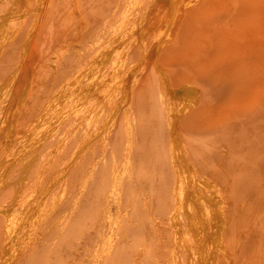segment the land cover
<instances>
[{"label":"rangeland","instance_id":"rangeland-1","mask_svg":"<svg viewBox=\"0 0 264 264\" xmlns=\"http://www.w3.org/2000/svg\"><path fill=\"white\" fill-rule=\"evenodd\" d=\"M170 1L0 0V20L2 16L11 11V14L9 13L11 19L8 16V21L5 19L6 22L3 20L0 23V43H2L0 44V79H2L5 88L0 93V164L5 161V166L2 164V169L0 165V170H3L4 173H1L4 176H8V180L14 178V181L8 183L5 188H2V190L4 189V195L6 190L10 191L12 187V191L14 190L19 179L15 175V172L19 169V162H17L18 166L16 162L9 163L11 160L14 161L12 152L18 149L20 141L24 139L25 132L30 129L35 123L36 118L43 111V104L49 97L51 91H54L59 85L63 84L67 78H71L75 74L80 73L81 71H78V69L83 70L84 68L82 69V67L88 65V60L91 59V56L93 57L98 50L109 46L114 41H118L117 44H119V47L115 45V48H119L126 69L124 72L122 69L118 71L117 78L112 83V86L116 90L128 88L129 98L126 110L112 130L111 135L107 139L106 146L99 145V142H96L95 138H91V141L86 144V146H93L94 149L87 146L88 148L86 149L91 148L90 152L86 150L85 156L82 157L83 160H80L81 162H79L77 167L72 168L73 171L70 170L67 195L64 198L65 201H63L64 199L62 200L64 205L61 202L62 205H59V212L57 211L50 219L48 218L42 224L43 226L41 225L42 228L39 226V232L37 231L38 235L36 234L32 238L29 248L26 249V255L22 254L23 257H20L21 259L16 264H38L37 262L39 264H52L50 260H48L49 262L43 260L52 259L53 256L49 255L51 254L50 251L49 253L46 252L50 248L52 249V255L55 254L52 259L53 264H59L58 262L61 260L60 264L62 262L63 264H94L95 257L93 260L92 256L93 254L95 256L93 249H95L96 243L94 244V242L100 239L103 228L99 222L97 223L98 211H94L95 214L92 213L93 216H97L93 217L91 215L93 211L91 210L90 212L89 206L91 201L96 197L97 190L94 187L96 185L98 186L99 181L106 172H111L110 169V171H106V168H110V162L108 163L107 161L109 165H106V158L99 157L100 160H98V155L102 151L109 154L117 148L123 131L122 129L125 128L129 121L135 123V125H140L139 127L136 125V150L141 152V154L139 156V153L135 151V155L139 157L142 154L143 156H147L141 158L135 156L136 162L134 170L132 169L134 176H132V173H129L131 175L130 179H128V176L125 179L124 192L125 188L126 190L131 189L132 191L130 192L129 190L124 193V196L127 197L124 200L127 212L120 217L122 224L126 221L129 222V225L127 227L125 225L123 228L125 232L127 230L125 238L123 237L124 239L122 238V240L120 237L121 242L118 240V244L113 250L115 254L112 252L113 254L107 258V261L102 260L104 262L101 261L100 264H109L111 262L110 260L114 257L115 259H112L111 262L114 264L119 259L118 264H126L127 262V264L130 262L132 264L133 261V264H170V255L175 253V248L170 243V229H168L169 226L165 224L164 220L166 217L165 212L172 204V198L170 197L172 191L169 189L170 187L168 188L164 185V183H169V186L172 185V172L168 171L171 167L170 169L168 167L170 165L168 164L170 162L167 141L169 128L167 125L165 104L171 99L176 101L179 98L181 86L174 88L168 83H175V80L182 76L191 84L196 97L191 104L190 110L181 117L180 126L181 133L183 132L182 136L187 142L189 150H192L191 147L194 146L193 152L191 151L193 154L192 157L196 163L198 162L197 165L200 164L198 165V169L200 172L202 170L201 175L204 176L203 178L213 184L214 191H219L226 198L227 202L228 214L223 243L225 253H221L219 262L222 264H264V0H173L176 1L175 4L169 5ZM189 1L194 2L188 4ZM13 10L15 12H12ZM12 17H15L14 20ZM6 26L9 27V31ZM15 28L17 31L16 34H13L6 43L4 41L5 35H11L15 31L13 30ZM5 31L7 33L4 35ZM142 48L147 49V57L141 68V65L135 62V60ZM137 68H141V70L139 69L137 71ZM175 90L178 94L173 92ZM161 106L162 112L160 111ZM159 112L160 114L162 113L161 116H157ZM156 117L160 118L157 119ZM156 119L158 126L156 125ZM62 123H65V126L61 124V127L57 128V132L58 129L59 132L51 133L52 136H48L47 142H44V146L47 145V148H43L42 156L44 155V150L47 151L48 149L44 156L47 155L46 157L50 158V154L56 150L57 145L59 146V142L61 141L60 137L70 132V128L74 126L72 125L71 127L70 124H76L78 121L72 118L70 120L65 119ZM53 125H56V123H52L50 130L55 128L54 126L52 129ZM164 125L166 128H164ZM153 127L156 128V131L153 130ZM189 127L192 130H189ZM140 129L142 130L141 132ZM158 131L162 132L161 134L165 131V133L167 132L166 135H168L165 136L164 133L161 136ZM83 135L85 137L84 126H81L77 135L73 134L69 136L68 142L70 144L67 143V149L64 153L67 154L70 151L68 153L70 154L72 149L74 150L81 144L79 142L83 141ZM163 139L164 141H160ZM71 140L75 146H73ZM152 141H155L157 148ZM162 142L166 145L161 144ZM49 147L53 151H50ZM70 147L71 149H69ZM165 150L168 151L167 155ZM6 155H10V158L8 159ZM148 155L151 156L150 159H148ZM162 155L164 156L162 157ZM94 156H96L95 159ZM92 159L94 160L93 163L99 161L101 166L98 164L99 173L96 175V179L87 194L90 198L86 197L83 201L84 203L80 204L82 205L81 208L79 206L78 209L73 210L71 216L69 214L73 209L71 204H73V198L79 186L78 181L83 175L82 173H85L92 167ZM143 159L146 160L143 162ZM48 161L50 162V159ZM165 161L166 165H162ZM11 164L14 170L10 167L12 166ZM59 164L61 162L52 164L53 166L51 165L50 167L59 170V166H61ZM137 164L139 166L140 164L142 165L140 166L142 167L140 170ZM144 164L147 167L144 169V172L147 170L146 172L149 177L145 176L146 172H142ZM151 164L153 168L150 167L152 166ZM86 166H89L88 169H85L87 168ZM103 166L102 171L100 168ZM154 168L156 171H154ZM41 169L42 165L33 170L34 172L30 177V181H33V178L40 174ZM9 171L11 173L14 172L12 173V177ZM135 171L139 173L137 174ZM109 173L107 176H109ZM135 176L141 178L139 179V177L136 178ZM163 176L164 178H161ZM51 177L48 182L52 180ZM133 177H135V180H133ZM144 177L146 179L148 178V181ZM137 179H142L143 184H138L141 181L138 182ZM149 179L152 181L150 182ZM135 185L139 191L143 192V197L142 195L139 196L141 192L138 191V195L135 192L137 196L133 194ZM129 186H132L134 189L131 187L128 189ZM140 186H142L141 190ZM21 187L23 190H27V187ZM59 188L60 184L52 185V192L56 191V194L59 193ZM158 188L162 189L159 190ZM68 193L74 196H70L72 197L70 198V194ZM145 193L146 195H144ZM132 195L133 197L136 196V199L139 196L137 201L133 200ZM157 195L161 198L159 197L158 199ZM146 196L147 198L145 199L144 197ZM169 197L170 199H168ZM88 200L90 201L88 202ZM130 200L132 203L136 202L137 204H129L131 202ZM151 201L153 202L149 203ZM138 202H141L140 204L143 205L141 206ZM67 204L70 205H68L69 208ZM132 205L136 207L134 212L132 211L133 207L131 208ZM157 207L160 209L157 210ZM82 208L84 211L87 210V212H82ZM143 208L144 210L146 209V216L145 214L143 215L145 211L143 210V213L141 211ZM67 210L69 211L67 212ZM150 210L154 212L152 213ZM160 210L163 212L164 218L162 212L160 214ZM128 211H131V214L135 213V216L131 215ZM147 211L153 217L150 214L148 215ZM81 213L83 217H81ZM86 213L90 214L86 215ZM138 213L142 215L140 216ZM159 214L161 216H159L160 218L157 217ZM130 215L132 219H130ZM88 216L92 221L88 219ZM58 217L60 222L58 221ZM64 217L66 218L64 219ZM76 217L81 219V223H79L80 221ZM123 217L133 222L128 219H123L125 221H122ZM69 218H74L72 220L73 222ZM136 218H138V222ZM61 219H63L62 223ZM161 219L164 220L162 223L159 221ZM145 220H148V222ZM134 221L136 222V226ZM91 222L96 226L90 225ZM63 223H67V225ZM122 224L121 226L123 227ZM1 225L3 226V221H0V244L4 236L2 235L4 234V228ZM68 225L72 226V229ZM88 225L90 227L93 226V228H90ZM163 225L167 227V230H165ZM83 226L85 229L88 227L87 231L84 229L86 233L81 229ZM155 226L157 228H154ZM137 227H140L141 230L137 229ZM52 228L53 230H50ZM69 231L72 233L74 231L73 234H76L73 235ZM45 233L48 234L45 235ZM79 233L86 235H81L80 238H76L75 236L78 237ZM97 233L100 236L96 238ZM64 234H68L66 236L69 237L64 236ZM42 235L44 238H47V241ZM93 237L96 239L94 240ZM132 237L134 238L132 239ZM41 238L45 240V243L44 240L41 241ZM65 238H69L70 241L69 239L67 241ZM178 240H189L190 244L192 242L187 234L180 236ZM36 241H38V244ZM80 241L82 243L81 245L78 244ZM124 241L125 244L120 245L121 248L123 246L121 251L119 244H122ZM91 242L93 243L90 245ZM40 243L41 245L47 244L48 249L44 248L46 246H42L43 248H41ZM67 243L69 247L71 243L70 248L67 246ZM51 244L56 245L54 247L55 252ZM73 244L77 248H74L75 246ZM65 245L67 246L66 249ZM34 249L38 252L34 253ZM57 249L63 253L58 252ZM27 250H29L28 253ZM30 251H33V255H31L32 253ZM118 251L121 253L119 258ZM138 252L140 254L142 253L141 257ZM180 252L183 261H185L188 255L184 254L182 248ZM127 253L131 255L128 258L126 257ZM90 254L91 256H88ZM45 255L46 258L44 257ZM122 256L124 257L122 258ZM85 258L88 262L84 261L86 260ZM221 258L224 260H221ZM40 260L43 262H40Z\"/></svg>","mask_w":264,"mask_h":264},{"label":"bare ground","instance_id":"bare-ground-1","mask_svg":"<svg viewBox=\"0 0 264 264\" xmlns=\"http://www.w3.org/2000/svg\"><path fill=\"white\" fill-rule=\"evenodd\" d=\"M175 2L176 1L171 0L169 2V5H174ZM193 2L194 1H191V2L189 1L188 4L193 3ZM12 12H15V11L13 10ZM9 13L11 14V11L8 12L6 15L2 16L0 23H2L3 20L5 21V19L7 20ZM9 18H10V16H9ZM14 18L15 17H12L13 20H14ZM10 22H11V20H10ZM6 27L8 28V31H9V27L8 26H6ZM13 27H15V26H13ZM13 30H15V31H13ZM13 30H12L13 32L11 35L8 33L10 36L5 35L7 32L6 31L4 32V35H5L4 41L6 43L8 42L7 40H9L13 34H16V32H17L16 28ZM1 40L3 41V39H1ZM5 42H3V43H5ZM117 43H118V41H114L109 46H105V47L101 48L100 50H98V52L93 57L91 56L92 60L91 59L88 60L87 66L83 65L84 67H82L80 65L82 67V69L84 68L83 70L78 69V71H81L80 73H77V74L74 73L75 75L73 77L67 78L63 84L59 85V87L56 88L54 91L53 90L51 91V93L49 94V97L45 100V102L43 104V108H42L43 111L36 118L35 123L30 127V129L27 132H25L23 141L21 140L20 146L19 145H18L19 147L17 146L18 149L12 152V154L14 156L13 157L14 161L11 160L9 162L7 160L9 163H15L16 162V165L18 164L17 162H19V166L17 165L19 169L17 168L18 170H17V172H15L16 173L15 175L19 179L17 181L18 184L16 183L17 185L14 188V190L12 191L13 187L11 188L10 191L6 190L5 195H4V189L2 190V188H5L8 185V183L14 181V178L11 180L10 179L8 180V176H4V174L1 173V172H3V170L2 171L0 170V190H2L0 192V221H3V226L2 225L1 226L4 228V234H2L4 236H3V240L0 244V264H16V263H18L19 259H21L23 257L22 254L26 255L25 254L26 249L29 248V245L32 242L31 241L32 238H34L35 235L37 234L39 226L44 224L48 218L50 219V217L52 215H54L59 210V207H60L59 205L61 204L62 200L66 197L67 191H68L67 188H68L69 175L71 173L70 170L73 171L72 168L73 167L75 168V166L77 167L79 162H81L83 160L82 157L85 156L84 155L85 152H87L88 150L90 152L91 148L94 149L93 146L91 147L89 145H87V146H89L91 148L86 149V148H88L86 146V144H88V142L91 141V138H95L96 142H99V145H101V146L105 145L106 146L107 139L111 135V132L114 129V127L117 125L120 117L122 116V114L126 110V106H127L128 101H129L128 88L116 90L115 87L112 86V83L117 78L118 71L120 69H122L124 72L126 69L124 67L125 62H124L123 57L121 56V52L119 51V48H115V45H117V46L119 45ZM0 44H2V43H0ZM0 48H1V46H0ZM146 57H147V49L142 48V50H141L140 54L138 55V57L136 58L135 62H138L139 65H141L140 67L142 68V66L144 65V60H146ZM80 66H79V68H81ZM141 68H139V69L141 70ZM139 69L137 68V71H139ZM137 71L135 70V72H137ZM168 84L170 86H173L174 88L181 86L179 98L176 101L174 99H171V100H169V102L167 104H165V109H166V114H167V125L169 128V136H168L167 141H168V149H169L168 150L169 151L168 157H169L170 163H168V161H167V163L170 164V165H168L169 169L171 167V169L168 171L172 172V180H171L172 185L169 186L168 185L169 183L168 184L164 183V185H166L168 188L170 187L169 189H171V191H172V193L170 192L171 193L170 197L172 198V201L171 200L170 201L172 204L170 205L169 208L166 207L167 208V210L165 212L166 217L164 220H165V224L167 226H169L168 229H170V232H169L170 236H171V238L169 239L170 243H172L174 245V248H175V253L170 255L171 258L169 260V263L170 264H219V263L222 264L219 261H220L221 253L222 252L225 253V248H224L223 243H224V236H225L224 231L226 230V221H227L226 219H227V214H228L226 198L224 196H222L219 191L215 192L214 191V185L211 184L205 178H203L204 176L201 175L202 170L200 172V170L198 169V167H199L198 165H200V164L197 165L198 162L196 163L194 158L192 157V155H193L192 150H193L194 146L191 147L192 150H189V146L182 136L183 132L181 133V126H180L181 117H183L184 114L190 110L191 104L196 97H195V94L193 92V88H192L191 84H189L187 82V80L185 79L184 76L176 79L175 83L170 82ZM4 89L5 88L3 86L2 79H0V93H1V91L3 92ZM173 92L178 94V92L176 90ZM4 93H3V95H4ZM161 109H162V106L160 108V111H161ZM158 114L159 115H157V114L156 115L161 116L162 113L160 114V112H159ZM164 116H166V115H164ZM164 116H163V118H164ZM186 116H187V114H186ZM72 118H75V120H77L78 123L70 124L71 127H72V125H74L72 128H70V132H67V130H66L67 133L66 134L64 133L65 134L64 136H61V135H60L61 137L59 136L61 138V141L59 142V146L56 143V145H57L56 150L52 154H50L51 155L50 158L49 157L47 158L46 157L47 155L44 156L45 152H47L48 149H47V151L44 150V155L42 156L43 148H45V147L47 148V145L44 146V144L47 142L48 136H50L51 133H55V132L58 133L59 129L57 132V128H60L61 124H63L65 126V123H62V122L65 119L70 120ZM158 118H160V117H158ZM157 119H156V125L158 126ZM164 121H165V119H164ZM53 122L56 123V125H53L52 129L54 128V126H55V128L53 130H50V126L52 125ZM162 123H163V121H162ZM80 125L84 126L85 137L83 135V137H84V139L82 137L83 141L79 140L80 141L79 143H81V144H79L76 148L74 147L75 149L74 150L72 149L71 150L72 152L70 154H68L70 151L67 154H65L64 152L67 149L66 145H67V143H69L68 142L69 136L70 135L72 136L73 134L77 135L79 132V128L81 127ZM136 125H138V124H136ZM136 125H135V123H133L131 121L127 122L125 128L122 129L123 131H122L121 138L119 140V144H118L117 148L114 149L113 151H111V153H109V154H107L105 151H102L98 155V160H100V158H104V157L106 158V161H105L106 165H109V164H107V161H108V163L110 162V168H106V171L110 169L111 172L110 173L108 172L109 176H107L108 173L106 171H105L106 173L103 176H102V174H100L102 176V179L99 181V184H98V182H96L98 184V186L96 185L94 187V189L97 190L96 195H95V193H93L96 196L94 199L95 201L94 200H93L94 202L91 201L90 206H89L90 212H91V210L93 211V212H91V215H92V213H94V211H98L97 212V215H98L97 223L99 222L100 226L103 228V232L102 233L100 232L101 236L99 233H97V235H96V238H97V236H100V239L98 238L99 240H96L97 242H94V244L96 243L95 247H94L95 249H93V251L95 252V256H94V254L92 255L93 260L95 257L94 264H100L102 260L107 261V258H109L111 254H113L112 252H114V254H115V251H113V250H114L115 246L118 244L117 243L118 240L120 241L123 237L125 238V235L127 232V230L125 232L124 231L125 229H123V228L125 225L127 227V225H129V222L126 221L127 223L125 222L124 224H122L120 217L122 214H125L127 212V208L124 205V200L127 197L124 196L125 195L124 193L126 191H129V190H130V192H132L131 189H129V188L130 187L133 188L132 186H129L128 187L129 190H126V188H125V192H124V184L126 181L125 179L127 176H128V179H130L131 175H129V173L130 174L132 173V176H134L133 170H134V165L136 162L135 156H138V155L140 156V154H141V152H138L136 150V144H137L136 143V138H137L136 130H137V127L140 126V125H138L136 127ZM64 126H63V128H65ZM154 127H155V125H154ZM164 128H166V126ZM182 128H183V126H182ZM190 129L191 128L189 127V130ZM63 130L65 131V129H63ZM153 130L156 131V128H154ZM164 130H166V129H164ZM141 131L142 130L140 129V132ZM194 131H195V129H194ZM81 132H80V134H81ZM158 132L161 134L163 132V130H162V132H160V131H158ZM61 133H63V132L61 131ZM164 133H165V131H164ZM166 133H165V136L168 135V134L166 135ZM163 134H161V136ZM55 135H57V134H55ZM78 136L80 137V135H78ZM20 138H22V137H20ZM60 138H58V139H60ZM56 139H57V137H56ZM76 139H79V138L77 137ZM156 141H157V139H156ZM160 141H164V139L160 140ZM48 142H49V140H48ZM76 142H77V140H76ZM92 142H93V140H92ZM92 142H91V144H92ZM152 142L155 143V141H152ZM191 142H192V140H191ZM193 142H195V141H193ZM72 143H73V141H72ZM161 144H163L164 146L166 145L163 142ZM73 146H75L74 143H73ZM155 147H156V143H155ZM159 147L161 148V146H159ZM159 147H158V150H159ZM49 149H50V147H49ZM69 149H71V147ZM51 150L52 149H50V151ZM135 151L138 152L139 154L135 155V153H136ZM161 151H163V150H161ZM168 151L165 150L166 155H167ZM163 153H164V151H163ZM48 155H49V153H48ZM149 155H151V154L149 153ZM149 155H148L149 158L147 157L148 159H150V157H151ZM152 155H153V153H152ZM155 155H157V154H155ZM194 155H195V153H194ZM6 156L8 159L10 158L9 157L10 155H6ZM6 156H5V158H6ZM145 156H147V155L143 156V154H142L141 157H145ZM163 156L164 155H162V157ZM95 157L96 156H94V159H95ZM141 157H139V158H141ZM49 159H50V162L48 161ZM154 159H152V160H154ZM144 160H146V159H143V162H144ZM165 160H166V158H165ZM196 160H199V159H196ZM148 161H150V160H148ZM4 162L5 161H3L0 165L1 166H2V164L4 165ZM57 162H59V163L61 162V164H59V165H61V166H59V168H60L59 170L54 168V167H52V168L50 167L52 164H55ZM91 162L93 163L94 160ZM98 162L99 161H97L96 163H93L92 167L90 166L91 168L89 170H87L85 173L84 172L82 173L83 175L81 176L80 180L78 181L79 186H78V189L75 193V196L72 195L71 193H68V194H70L69 197L74 196L73 204H71L73 206V209H72V211L70 209L71 212L69 215H71L73 213V210H75L76 208L78 209L79 206L81 208L82 205H80V204L84 203L83 201L86 197H89L87 194H88L93 182L96 179V175L99 173V169H98L99 165L98 164H100V166H101V163L100 162L98 163ZM137 163L139 164V162H137ZM145 163H146V161H145ZM163 163L164 164H162V165H166L165 164L166 161ZM43 164H44V166H43ZM40 165H42V169H41L40 174L38 176H35L33 178V181H30V177H31L32 173L34 172L33 170H35ZM106 165H105V167H106ZM156 165H157V163H156ZM140 166H142V165L140 164ZM140 166H139V170L142 168ZM10 167L13 168V165ZM49 167H50V169H49ZM88 167L85 169H88ZM150 167L153 168V165ZM5 168L7 169V167H5ZM102 168H104V166L101 167L100 169L102 170ZM145 168H147V167H145V164H144L142 172H144ZM151 168H150V170H152ZM159 168H161V167H159ZM0 169H1V167H0ZM2 169H3V166H2ZM6 169H4V170H6ZM13 170H14V168H13ZM131 170H132V172H131ZM137 171H135V172L138 174L139 172H137ZM154 171H156V169ZM6 172L8 173V171H6ZM9 172L11 174L10 176L12 177L13 176L12 173H14V172H12V173H11V171H9ZM160 172H162V170H160ZM140 173H141V171H140ZM146 173H145V176L149 177L148 173L147 174ZM50 176H52L51 177L52 180L50 182H48ZM139 176H140V174H139ZM141 176H142V173H141ZM135 177H133L134 178L133 180H135ZM138 177H136V178H138ZM97 178H98V176H97ZM140 178L141 177H139V179ZM142 178H143V176H142ZM150 178H151V176H150ZM161 178H164V176ZM170 178H171V175H170ZM166 179H168V178L166 177ZM146 180L148 181V178ZM165 180H163V181H165ZM139 181H141V182L138 184H141L142 179L138 180V182ZM151 181L152 180H150V182ZM135 182H137V181H135ZM54 184H60V188H59L60 191L57 194H56V191L52 192V185H54ZM126 185H128V184H126ZM10 186H11V184H10ZM21 186L27 187L26 189L28 190V188H29V190L28 191L23 190ZM161 186H162V181H161ZM141 187L142 186H140V190H141ZM134 188H133L134 189L133 194H135V192H136L138 195L139 194L138 192H141V191H139L137 186ZM136 188H137V190H136ZM158 189L161 190L162 188L161 189L158 188ZM70 191H71V189H70ZM166 191H168V190L166 189ZM153 193H154V190H153ZM153 193H152V195H153ZM142 194H143V192H141L139 194V196ZM149 194H150V191H149ZM162 194L164 195V193H162ZM144 195H146V193ZM163 195H161V196L163 197ZM136 196L133 197V195H132L134 201L135 200L137 201V199L139 198V196H138V198L136 199ZM157 196L159 199L160 196L159 195H157ZM142 197H143V195H142ZM153 197H151V198H153ZM170 197L168 199H170ZM70 198H72V197H70ZM144 198L146 199L147 196ZM144 198H143V200H145ZM164 198H165V196H164ZM129 199H131V197H129ZM71 200H69V202ZM128 200H127V202H128ZM63 201H65V199ZM89 201L90 200H88V202ZM85 202H86V200H85ZM152 202L153 201H151L149 203H152ZM71 203H72V201H71ZM131 203H132V201L129 204H131ZM133 203L135 204L136 202H133ZM62 204L64 205V202H62ZM161 204H163V203H161ZM65 205H66V203H65ZM68 205L69 204H67V207L69 208L70 205L69 206ZM133 205L131 206V208L133 207ZM140 205L142 206L143 204H140ZM164 205H166V204H164ZM63 207H66V206H63ZM150 207H151V204H150ZM135 208L136 207L132 208L133 212H134ZM66 209H64V210H66ZM154 209H155V207H154ZM158 209H160V208L157 207V210ZM81 210H83V208ZM143 210H144V208L141 209L142 213H143ZM152 210H150V211H152ZM157 210H156V212H157ZM61 211H60V213H61ZM68 211L69 210H67V212ZM85 211L87 212V210H85ZM85 211L83 210L82 212L85 213ZM88 212H89V210H88ZM148 212L149 211H147V214H148ZM153 212L154 211H152V213ZM156 212H155V214H156ZM159 212L161 214L162 211L160 210ZM65 213H66V211H65ZM75 213H76V211H75ZM129 213L131 214L132 212L130 211ZM57 214L59 215V213H57ZM88 214H90V213H88ZM88 214L86 213V215H88ZM138 214L140 216L142 215L140 213H138ZM144 214L146 216V211H145V213H143V215ZM160 214L157 216L158 218L161 217ZM81 215H82V213H81ZM131 215L135 216V213L131 214ZM131 215L129 216L130 219H132ZM150 216H152V215L150 214ZM162 216H163V212H162ZM61 217H63V216H61ZM81 217H83V215ZM85 217H87V216H85ZM93 217H97V216H93ZM125 217H126V215H125ZM65 218L66 217H64V219ZM142 218H143V216H142ZM163 218H164V216H163ZM69 219H71V221H72L74 218H69ZM88 219H89V216H88ZM88 219H86V220L87 221L91 220V219H89V220ZM123 219H126V218H124V217L122 218V221H125ZM130 219H128V220H130ZM137 219L138 218H136V221H137ZM148 219H150V218H148ZM52 220H54V219H52ZM59 220L60 219L58 217V221ZM62 220L63 219H61V223L63 222ZM67 220H68V217H67ZM78 220L80 221L81 219H78ZM82 220H83V218H82ZM140 220H141V218H140ZM164 220L161 219L159 221H161V223H162V221H164ZM87 221H85V222H87ZM145 221L148 222V220H145ZM131 222H133V221H131ZM67 223L66 224L63 223V224L67 225ZM79 223H81V221ZM154 223L156 224V222H154ZM55 224H54V226H55ZM75 224H76V221H75ZM91 224H92V222L90 223V225ZM121 224L123 225V227L121 226ZM151 224H152V222H151ZM65 225H63V226H65ZM92 225L96 226L94 224H92ZM143 225H145V223H143ZM42 226H41V228H42ZM93 226L92 227L89 226V227L93 228ZM133 226H134V223H133ZM135 226H136V222H135ZM47 227H49V226H47ZM51 227H52V225H51ZM56 227H57V225H56ZM70 227L72 229V226H69V228ZM130 227H131V224H130ZM140 227H142V226H140ZM140 227H137V229H140ZM164 227H165V230H167L166 229L167 227L166 226H164ZM41 228H40V232H41ZM58 228H59V226H58ZM58 228H56V229H58ZM75 228H76V226H75ZM75 228H73V229H75ZM87 228L88 227H86V229H85L83 226V228H81V229H83V231L85 232V230L87 231ZM154 228H157V226H155ZM158 228H159V226H158ZM56 229H55V231H56ZM71 229H69V230H71ZM76 229H75V231H76ZM122 229H123V232H125V233L122 232ZM129 229L132 230L131 228H129ZM214 229H215V231H214ZM46 230H48V229H46ZM50 230H53V228ZM64 230H65V227H64ZM97 230L99 231V229H97ZM49 231H47V232H49ZM57 231L59 232V230H57ZM81 231H80V233H81ZM69 232L72 233L71 231H69ZM42 233L44 234V232H42ZM73 233H74V231H73ZM80 233H79L78 237L77 236H75V237L80 238V236L83 235ZM88 233H89V231H88ZM95 233H96V231H95ZM46 234H48V233H45V235ZM75 234H73V235H75ZM184 234L185 235L187 234L189 239L192 240L191 244L189 243V240H178V238ZM59 235H60V233H59ZM66 235H68V234H66ZM66 235L64 234V236H66ZM73 235H71V236H73ZM84 235H86V234H84ZM89 235H90V233H89ZM92 235H91V237H92ZM159 235H161V234H159ZM52 236H54V235H52ZM47 237H48V235H47ZM66 237H69V236H66ZM75 237L73 236V238H75ZM94 237H93V239H94ZM120 237H121V239H120ZM43 238H44V236H43ZM126 238H128V237H126ZM133 238L134 237H132V239ZM162 238H164V237L162 236ZM44 239H46V241H47V238H44ZM49 239H50V237H49ZM57 239H59V238H57ZM65 239L68 241L69 238L68 239L65 238ZM37 240H38V238H37ZM43 240L41 238V241H43ZM125 240H127V239H125ZM57 241H59V240H57ZM69 241H70V239H69ZM36 242L38 244V241H36ZM44 243H45V240H44ZM68 243H67V246L69 245ZM71 243H72V241H71ZM71 243H70V247H71ZM92 243L93 242H91L90 245ZM54 244H51L53 246V248L57 245V243L55 246H54ZM78 244L81 245L82 244L81 241ZM123 244H125V241L122 244L121 243L119 244V249L121 248L120 245H123ZM137 244H138V242H137ZM140 245H142V244H140ZM140 245H138V246H140ZM164 245H165V243H164ZM40 246H41V248L46 246L44 248L48 249L47 244L41 245V243H40ZM67 246L65 245V249ZM144 246H145V243H144ZM58 247H59V244H58ZM74 248H77V247L75 246ZM117 248H118V246H117ZM122 248H123V246H122ZM122 248H121V251H122ZM135 248H137V247H135ZM181 248L183 249L184 254L188 255L187 258H185L186 259L185 261H183V257H182L181 252H180ZM32 249H33V247H32ZM53 250L55 252V248ZM28 251L29 250H27V253H28ZM49 251L51 253L49 255L53 256L52 257V259H53L55 254L52 255V249L51 248H50V250H48L46 252L49 253ZM57 251L59 252L60 250L57 249ZM93 251H91V252H93ZM35 252H38V251H35V249H34V253ZM61 253H63V252H61ZM118 254H119V256H118V258H119L121 255L120 251H118ZM141 254H140V257H141ZM31 255H33V253ZM46 255L44 256L45 258H46ZM88 256H91V254ZM116 256H117V253H116ZM128 256H131V255H128V253H127L126 257L128 258ZM59 257H60V255H59ZM123 257L124 256H122V258ZM133 257H134V255H133ZM42 258H40V259H42ZM62 258H63V256H62ZM52 259H43V260H47V261L50 260V262H52V264H53ZM60 259H61V257H60ZM112 259H115V257ZM112 259L110 260L111 262H112ZM88 260H89V258H88ZM126 260H128V259H126ZM133 260H134V258H133ZM221 260H224V259L221 258ZM84 261L86 262L87 259ZM118 261H120V259ZM118 261L115 262V264H118L119 263ZM40 262H43V261L40 260ZM60 262H58V263L60 264ZM102 262H104V261H102ZM111 262H109V264ZM37 263L39 264V262H37ZM133 263H134V261H133ZM62 264H63V262H62ZM111 264H114V263H111ZM129 264H131V262Z\"/></svg>","mask_w":264,"mask_h":264}]
</instances>
